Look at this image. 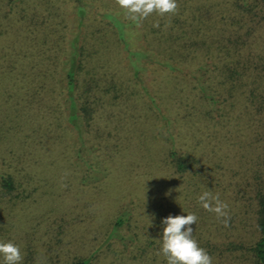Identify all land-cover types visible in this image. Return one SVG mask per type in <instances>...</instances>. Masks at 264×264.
Returning a JSON list of instances; mask_svg holds the SVG:
<instances>
[{
	"label": "rangeland",
	"instance_id": "1",
	"mask_svg": "<svg viewBox=\"0 0 264 264\" xmlns=\"http://www.w3.org/2000/svg\"><path fill=\"white\" fill-rule=\"evenodd\" d=\"M223 1L177 0L175 14L131 26L132 47L176 57L163 41L182 48L194 10ZM85 5L82 23L69 0H26L13 11L0 3V175L15 183L7 191L0 182V239L21 245L22 264H166L157 253L162 218L194 212L193 235L213 264H256L264 114L238 94L235 108L230 101L208 115L192 80L196 56L179 58L176 73L150 56L133 78L106 18L131 21L118 0ZM77 34L90 49L78 92L90 88L88 79L117 90L103 95L91 86L102 102L88 126L80 120L73 129L59 81ZM252 81L245 77L247 89ZM171 149L187 156V171L171 163ZM89 159L100 163L99 178ZM206 188L228 203L227 223L199 206Z\"/></svg>",
	"mask_w": 264,
	"mask_h": 264
},
{
	"label": "trees",
	"instance_id": "2",
	"mask_svg": "<svg viewBox=\"0 0 264 264\" xmlns=\"http://www.w3.org/2000/svg\"><path fill=\"white\" fill-rule=\"evenodd\" d=\"M25 1L0 0V3H6L9 10L13 11ZM69 1L76 4L82 22V18L87 13L85 0ZM194 11L195 15L189 17L192 23L189 22L188 27L191 30L189 33L185 30L181 36L184 38L190 35L186 45L179 48L178 44L163 41L164 46L171 50H169V55L176 57H167L152 51L153 55L150 53L149 45L142 46L141 49L133 48L130 41V29L136 23L123 21L122 18L112 14L106 15V18L110 29L113 30L122 46V52L127 55L128 66L132 70L133 78L137 79L143 66L151 59L150 56H154L160 66L168 69L171 73L181 70L178 63L179 58L196 56L195 58H200V62L193 71L192 80L200 102H203L207 107L208 115L214 113V108L223 113V106L228 105L230 101L231 104L228 106L231 109L235 108L234 103L240 96L248 100L254 115L264 114V0H224L217 6L213 4L205 9L202 8L201 11L200 9ZM7 15H10V12L6 11V15L1 17L7 18ZM24 18L22 17V19ZM23 28L27 30L29 26L25 25ZM3 33V26H0V36ZM195 34L201 37L192 36ZM141 36L146 37L147 35L142 34ZM182 49L186 51L184 54L190 53L182 56ZM198 50H200V54H197ZM89 52L90 49L84 42L83 36L77 34L71 41L68 53L62 62L59 83L62 85L63 111L73 129H77L80 120L88 126V122L92 120L96 109H98L97 106L102 102L98 92L92 93L93 88L101 87L91 79L86 80L85 83L93 88L90 86V90L86 88L82 93L78 92L81 76H83L81 73L86 68L85 61H87ZM85 75L87 77L89 73ZM248 76H251L253 81L252 86L247 89L248 84H244V80ZM113 90H117L116 85H112V89L110 86L101 88L100 93L110 95ZM113 98L118 97L114 96ZM81 158L85 159L82 155ZM169 159L180 172L187 171L189 160L186 155L171 149ZM98 164L100 163H92L90 159L85 161L86 168H89L91 172L96 170L95 178H99V174L103 172L102 169L95 166ZM94 166L95 168H93ZM0 182L7 191H12L15 188L14 179L11 176L0 175ZM117 224H122V219ZM257 229L260 237L251 250L256 264H264V193L262 192L258 193ZM75 264H88V260H81Z\"/></svg>",
	"mask_w": 264,
	"mask_h": 264
},
{
	"label": "clouds",
	"instance_id": "3",
	"mask_svg": "<svg viewBox=\"0 0 264 264\" xmlns=\"http://www.w3.org/2000/svg\"><path fill=\"white\" fill-rule=\"evenodd\" d=\"M118 6L124 10L127 19L139 24L154 13L161 17L175 14L177 0H118ZM154 27H159V24H154ZM197 201L201 208L215 214L217 219L224 218L227 223L229 205L220 198L219 193L206 188L197 196ZM197 219L194 212L162 218L163 227L157 253L166 264H213L210 254L199 245L193 235L191 225ZM23 259L20 244L0 239V264H22Z\"/></svg>",
	"mask_w": 264,
	"mask_h": 264
}]
</instances>
